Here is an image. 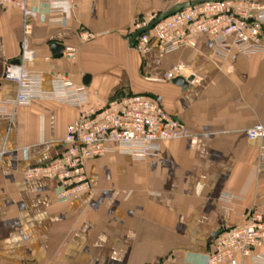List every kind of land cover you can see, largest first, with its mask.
<instances>
[{"label":"crops","instance_id":"obj_1","mask_svg":"<svg viewBox=\"0 0 264 264\" xmlns=\"http://www.w3.org/2000/svg\"><path fill=\"white\" fill-rule=\"evenodd\" d=\"M1 1L0 108L9 114L18 87L4 74L20 58L23 15ZM192 1L31 4L45 23L34 24L36 59L27 69L42 75L45 92L64 76L85 87L94 105L121 93L149 94L185 133L142 161L120 153L87 161L91 190L64 201L57 182L25 173L59 156L80 109L38 100L17 108L12 119L0 114V264H208L223 229L243 223L251 209L264 214V148L247 136L264 126V51L245 56L231 49L222 58L208 36L172 52L157 40L144 54L131 45L146 13ZM53 8L65 10L66 27L49 16ZM83 32L94 37L84 40ZM55 44L64 48L61 57ZM69 48L73 59L65 56ZM176 77L193 81L184 89ZM256 256L264 264V245ZM235 264L256 263L238 256Z\"/></svg>","mask_w":264,"mask_h":264},{"label":"built area","instance_id":"obj_2","mask_svg":"<svg viewBox=\"0 0 264 264\" xmlns=\"http://www.w3.org/2000/svg\"><path fill=\"white\" fill-rule=\"evenodd\" d=\"M78 0H2L8 9L17 7L23 15V37L20 43L19 64H8L4 78L17 84V96L0 114L12 119L17 108L38 100H52L80 109V119L68 128L62 150L57 158L42 166L27 169V179H47L58 183L59 198L64 201L80 199L91 190L85 164L108 154L120 153L142 161L156 155L162 145L181 139L185 125L168 113L160 101L149 94H124L106 104L90 103L85 87L73 84L68 78L58 76L49 93L42 88L43 77L27 69L36 59L30 44L34 24L45 23L31 4H67L75 9ZM162 13L148 12L134 25V33L147 29ZM49 16L60 19L67 26L63 8H53ZM133 33V34H134ZM208 36L213 40L216 54L227 58L231 49L245 56L264 51V0H215L187 7L161 20L136 40L134 49L141 53L150 50L153 40L161 43L166 52L191 45L196 39ZM94 36L82 33L84 40ZM75 49H67L65 56L73 59ZM183 70L177 67L167 75L173 79ZM251 140H258L264 148V126L256 125L247 131ZM264 245V214L254 208L244 215V222L227 227L216 237L208 264H235L238 256L258 263L257 251Z\"/></svg>","mask_w":264,"mask_h":264},{"label":"water","instance_id":"obj_3","mask_svg":"<svg viewBox=\"0 0 264 264\" xmlns=\"http://www.w3.org/2000/svg\"><path fill=\"white\" fill-rule=\"evenodd\" d=\"M212 1H215V0H196V1H192V2H186V3H182L180 5H177L175 8H173L172 10L168 11V12H165V13H162V15L154 22L152 23L147 29H144L142 31H138L136 33L133 34L132 38H131V45L132 47L135 46V43H136V40L137 38L143 33V32H146L148 30H150L155 24H157L158 22H160L161 20L163 19H166L170 16H172L173 14L187 8V7H190V6H193V5H197V4H200V3H207V2H212ZM54 48L56 49V56L58 57H61L62 55V51L64 50L63 47H61L60 45L58 44H55L54 45ZM16 64H19V61L16 62ZM89 78L87 77L86 80H88ZM193 81V78H190L188 80L184 79L183 77H176L174 80H173V83L179 85V86H182L184 89H187L189 84ZM88 81H85V83H87ZM88 84V83H87ZM124 96V93H121L120 95H118V98H121Z\"/></svg>","mask_w":264,"mask_h":264}]
</instances>
